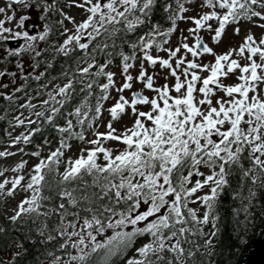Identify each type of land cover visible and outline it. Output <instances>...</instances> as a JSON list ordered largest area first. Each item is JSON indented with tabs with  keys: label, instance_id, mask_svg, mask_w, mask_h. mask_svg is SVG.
Masks as SVG:
<instances>
[{
	"label": "snow or ice",
	"instance_id": "snow-or-ice-1",
	"mask_svg": "<svg viewBox=\"0 0 264 264\" xmlns=\"http://www.w3.org/2000/svg\"><path fill=\"white\" fill-rule=\"evenodd\" d=\"M156 4L157 0H0V46L4 51L0 59L8 63L7 58L14 57L23 81L0 96L17 104L20 97L15 94L24 92L18 108L28 113L26 117L19 111L12 117V126H24L26 131L11 138L10 146L30 143L44 124L61 134L58 146L47 155H42L40 145L29 153L38 162L27 172L23 171L24 159L0 167V198L25 193L5 219L13 227L22 221L21 227L33 226L22 233L23 240L14 237L8 241L11 255L3 264H17L27 255L24 244L28 241L43 247L44 260L37 256L35 264H190L201 247L190 237L207 236L204 247L211 248L217 233H205L203 226L211 223L216 229L218 196L229 184L233 168L238 169L241 184L248 180L264 188V33L257 38L248 28L238 45L223 52H217L200 35L206 30L216 45L226 34V26L235 25L233 35H239L241 21L264 30V0H200L198 8L207 10L194 16L181 15L188 11L182 0H175V7L168 0L161 7L171 26L163 31L159 23H151ZM73 6L83 10L82 20L65 11ZM33 14L36 22L26 28ZM177 18L192 27L181 31L175 46L164 49V37L176 30ZM66 20L72 23L71 29L65 26ZM53 33L63 40H52ZM117 39L131 51L121 53L123 83L116 89L118 98L106 109V130L100 131L103 101L115 86V73L105 69ZM13 40L18 46H9ZM154 46L165 51L167 58L152 55ZM137 51L142 55L136 79L152 96L143 89L131 91L134 78L129 61L137 58ZM204 54L213 59L199 60ZM97 55H104L105 62L99 63ZM57 56L71 57L72 63L62 65L58 76L48 78ZM24 57L29 58L27 65ZM145 61L167 68L174 83L154 87ZM25 67L30 71L25 72ZM6 75L15 85L17 72L0 71V77ZM101 76L105 83H98ZM60 78L65 82L52 83ZM229 78L235 82L224 83ZM29 79L47 82L38 83L33 96L25 91ZM0 87L8 88V84ZM94 88L99 89L95 96ZM126 89L130 98L123 95ZM93 96L94 105L89 100ZM34 98H38L36 103ZM125 114L131 116V123L117 131L113 123ZM58 117H63L62 126L56 122ZM88 130L91 138L85 135ZM73 138L85 146L77 156L65 160L64 150L71 148L68 141ZM108 140L123 147H106ZM44 143L50 141L45 138ZM12 155L15 153L7 148L0 151V157ZM101 157L103 162H98ZM255 196L250 187L245 224ZM197 202V207L189 206ZM200 206L204 210L198 215ZM7 231L0 226V234Z\"/></svg>",
	"mask_w": 264,
	"mask_h": 264
},
{
	"label": "trees",
	"instance_id": "trees-1",
	"mask_svg": "<svg viewBox=\"0 0 264 264\" xmlns=\"http://www.w3.org/2000/svg\"><path fill=\"white\" fill-rule=\"evenodd\" d=\"M198 0H182V2L185 3V7L189 4H192ZM168 0H157V4L154 6V14L151 18V23L156 24L159 23L161 25V30L168 28L171 26V22L167 19V14L162 11V5H164ZM173 3V7H175V0H171ZM186 13V12H185ZM181 14L184 16V14ZM181 20L177 18V22ZM243 24H248L247 22L241 21L240 27ZM235 27V25H229ZM228 27V26H226ZM147 30V28H142L139 30V34H143V31ZM174 31L164 37V40L167 41V43L170 41ZM62 36H57L55 33L51 36L52 40H58L60 41ZM131 39H135V34H130ZM125 39H129V37H125ZM159 40L160 38L157 37ZM111 43V42H109ZM117 47L116 51L110 56L107 57L109 63L107 65V68L105 70L107 71H113L115 68L120 67L123 69V61L121 57V53L123 54H130V49L128 48L127 44L121 43L119 39L115 41ZM167 43H163L162 47H164ZM44 45L41 44V47ZM157 50L154 46L150 51ZM109 51L111 52V47L109 48ZM0 53L4 57V51L3 47L0 46ZM79 52L73 53L72 55H78ZM141 52H136V59L130 60L129 63L133 66L140 62L141 60ZM11 62L6 63V60L3 59V64H8L12 67L10 71H16V83L14 86H19L23 81L20 79V73L17 71L15 67V58L10 57L7 58ZM28 57H24V61L26 64V61H28ZM106 57L104 55H97V61L99 63H104ZM72 60L71 57L68 59H65L63 56H57L56 60L53 62V67L50 69L48 73V78L56 77L58 76L61 66L65 64H71ZM131 66V67H132ZM130 67V68H131ZM26 68V67H25ZM129 68V69H130ZM43 66L38 69L37 71H42ZM12 80V77H10ZM46 80H42L41 82H36L34 80L29 79L27 81L28 83V93L32 94L34 96V93L32 90H35L38 86V83H46ZM64 78H60L58 80H53V84H62L64 83ZM106 79L101 76L98 78V83H105ZM49 88H51V85H49ZM27 89L25 91L27 92ZM112 88L109 90V96L111 93ZM94 96L96 94H99V89L94 88ZM0 93H7L6 88L0 87ZM11 93V92H10ZM18 97H20L18 103H23L24 100V92L16 93ZM77 95H80L77 93ZM89 97V100L92 105L95 104V98ZM46 98V97H42ZM35 101H37V98ZM108 101H103V107L105 103ZM75 102V101H74ZM18 103L17 104H11L9 101H6L2 96H0V144H6L10 140V136L14 133L16 127H19L22 130V133L26 131L25 127L22 128V126H15L13 127L10 123L12 120V116L17 114L18 111ZM7 109V112L5 111ZM39 110V109H37ZM66 110H71L66 109ZM26 111L27 110H21ZM103 114V112H102ZM101 114V116H102ZM101 118V117H100ZM99 118V119H100ZM36 117H34V120ZM57 124H60L61 126L64 123L63 117L57 118ZM75 123V121H74ZM33 127H40L39 125L33 124ZM87 129V124L84 126ZM78 130V128L76 129ZM90 130L86 131L85 135L87 137ZM10 134V135H9ZM61 137V134L55 131V129L50 124H44L41 128V131L38 133H35L33 137L30 140V143L28 144H22V148L24 149L23 153L27 155V157L31 159H37L36 157H33L29 155L32 151L36 150V146H41L42 155H47V153L50 150H54L55 147L58 146V141ZM45 138H47L50 143H44ZM71 144V148L74 145H84L81 141H79L76 138H73L68 141ZM70 148V149H71ZM27 149V151H26ZM70 149H65V156L64 159L66 160L68 156V153ZM28 162V159H25ZM98 162H103L102 157L98 160ZM245 165V167L248 166L247 160L242 161ZM64 164L60 165V171H63ZM201 171L207 172V169L201 168ZM48 179H52L49 177ZM195 177H193V180ZM229 184L223 188V190L219 193L218 196V205L216 209V215L218 217L217 223H216V229H212L211 223L206 224L203 226V230L205 233H208L210 231L215 230L216 236L212 238L211 248L204 247V241L208 239L207 236H192L190 237L191 240L194 241V243H198L201 245L200 249L196 252L195 257L192 261H190V264H235L239 258V255L243 249V247L253 238L258 237L261 230L264 227V188H261L260 184L257 183L256 185H252L250 181L245 180L243 184H241V177L239 174L238 169L233 168V174L228 177ZM252 187L253 190L256 193L255 199L252 200V207L250 208L251 215L248 216V223L245 224V212L244 207L248 204V195H249V188ZM47 195L48 193L45 192ZM198 194V193H197ZM7 201V198H0V226H5L9 231H7L4 234H0V264H3V261L10 258L11 255V249L7 247L8 241L11 240L14 237H18L21 240H23V232H26L28 230V227H33L30 223H28L27 227H21V224L25 222L18 223L13 227V225L8 222L5 217L7 216L5 212V203ZM199 205V202L196 204H190V207H197ZM204 208L203 206H200V212H198V215H201ZM110 234V233H109ZM35 236V233H33ZM36 240H39V237H35ZM186 248L192 247V245H184ZM24 247L28 249V254L19 258L17 260V264H35V257H39L40 260H44L43 255L41 254L43 252V247L39 243L33 244L31 241H28L24 244ZM49 248H51V245H48ZM211 251V255H208V252ZM45 264L47 262L45 261Z\"/></svg>",
	"mask_w": 264,
	"mask_h": 264
},
{
	"label": "rangeland",
	"instance_id": "rangeland-1",
	"mask_svg": "<svg viewBox=\"0 0 264 264\" xmlns=\"http://www.w3.org/2000/svg\"><path fill=\"white\" fill-rule=\"evenodd\" d=\"M200 3V0L190 4L188 6V11L184 16H194L197 14V12L199 11H206L207 9H200L198 8V5ZM65 11L68 12L69 15L74 16L75 19L77 21L82 20L83 17V10L80 8H77L75 6L69 8H65ZM33 22H36V16L35 14L32 15L31 19H30V23L32 24ZM258 23L260 21H257ZM38 23V22H37ZM65 26H67L68 28H72L73 25L71 22L69 21H65ZM25 27H28V24L25 25ZM192 27L190 22H186L185 20L181 19L177 22V27L176 30L174 31V34L172 36V38L170 39L169 43L167 45H165L163 48H169L170 46H175L178 41L181 39V31L182 30H186L187 28ZM251 28L253 33L255 34V36L258 38L262 33H264V30L253 26L252 24H244L241 26V32L239 35H233V27L232 26H228L226 27V34L224 35L222 41L219 44L213 45V43L210 41L209 39V33L206 30H201L200 35L204 38L205 42H208L210 44V46H213L215 48V50L217 52H223L225 50H227V48L231 45H238L241 41H242V37L245 35V30ZM37 30H42V29H37ZM184 35H188L187 31H184ZM63 36L61 37L60 41L63 40ZM192 38L190 37L189 39V43H192ZM152 55H160L161 57L167 58V53L163 50H153L151 51ZM0 57H3V55L0 53ZM188 58H191V56L189 55ZM199 60H202L204 62H208L210 60H212L213 58L208 55V54H204L201 57L198 58ZM3 59H0V71H3L5 68H7L9 71L12 69L11 66H9L8 64H3ZM29 63V62H28ZM27 63V64H28ZM140 64H141V60L139 63H137L136 65H133L130 69H129V73L133 76V81H132V89L131 91H138L143 89L144 94L148 95V96H152L154 95V93L149 90L144 88L143 83L139 80L136 79V77L138 76L139 73V69H140ZM26 65V64H25ZM175 66V65H173ZM144 67L147 71L148 75H153V79H154V87H159L161 85H163L164 83H168L169 86H171L174 83V78L172 76L169 75V70L167 68H162L159 64V62H157L156 65H150L147 63V61L144 62ZM25 71H28V69L26 68ZM112 72L115 73L114 76V81H115V86L112 87L110 96L108 101L105 103L104 105V109L105 111H103V114L101 116V118L98 120V122L101 123V127L99 128L100 131H105V127L104 122L107 121V119L109 118V113L106 111V109L112 105L115 102V99L118 98V92L116 91L117 88H119L121 86V84L123 83V69H121L120 67L115 68ZM206 73H201V75H204ZM167 76V80L164 79V77ZM183 78V77H182ZM11 79L9 76H4V77H0V84H8V88H6L7 93L12 92V88L15 87L12 83H10ZM235 80L234 78H229V79H225L224 83H234ZM16 83V81H15ZM172 94H175L174 92ZM123 95L126 98H130V90H124ZM217 95H223V93H217ZM140 107V106H138ZM141 110H146L145 108H141ZM21 111V109H18L17 113ZM16 115V114H15ZM13 115V116H15ZM24 115L26 116V111H24ZM12 116V117H13ZM131 123V116L129 114H125L122 116V118L118 121L113 123V126L116 127L117 131H121L122 130V125L124 124H130ZM22 128H24V126H22ZM22 133V130L19 127H16L14 133L10 136L11 138H14L16 135H19ZM88 138L92 137V133L91 131L88 133L87 135ZM105 146L106 147H112V148H122L123 145L116 142V141H105ZM22 146V144H18L16 146H10V140L5 144H0V151H3L5 148H7L10 152H14L15 155L9 156V157H0V167H11L14 166L15 163L19 162L21 159H28V162L25 166V169L23 170L24 172H27L33 164H35L36 162H38L37 159H31L29 157H27L26 154H24L23 152H18L17 148H20ZM85 145H74L69 153L68 156H72L75 157L79 154V148L84 147ZM27 151V149H26ZM5 175L11 176L13 175V173L11 172H6ZM0 179H2V177H0ZM204 192L208 191V188L205 187ZM25 193L23 192H17L15 198H7V201L5 203V212L7 215H11V208H13L15 206V204L19 201V199H21L24 196ZM198 194H202V193H198Z\"/></svg>",
	"mask_w": 264,
	"mask_h": 264
},
{
	"label": "water",
	"instance_id": "water-1",
	"mask_svg": "<svg viewBox=\"0 0 264 264\" xmlns=\"http://www.w3.org/2000/svg\"><path fill=\"white\" fill-rule=\"evenodd\" d=\"M10 46H18L16 41H9ZM235 264H264V227L258 237L250 240L242 249Z\"/></svg>",
	"mask_w": 264,
	"mask_h": 264
},
{
	"label": "flooded vegetation",
	"instance_id": "flooded-vegetation-1",
	"mask_svg": "<svg viewBox=\"0 0 264 264\" xmlns=\"http://www.w3.org/2000/svg\"><path fill=\"white\" fill-rule=\"evenodd\" d=\"M29 23H30V20H29L26 24H28V26H29V25H30ZM21 42H22V41H21ZM28 62H29V59H28V61H26V65H27ZM26 68L28 69V71H30V69H29L28 67H26ZM26 68H25V69H26ZM28 71H25V72H28ZM27 88H28V89H27V92H28V90H29L28 83H27ZM32 92L34 93V90H32ZM37 99H38V98H37ZM34 100H36V99H33V101H34ZM33 101H32V102H33ZM36 102H37V101H36ZM36 102H35V103H36ZM31 118L34 120V116L31 117Z\"/></svg>",
	"mask_w": 264,
	"mask_h": 264
}]
</instances>
